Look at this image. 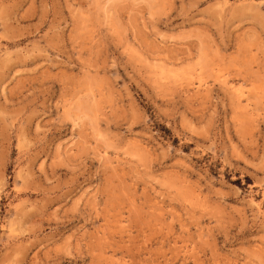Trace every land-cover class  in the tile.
<instances>
[{"label":"rangeland","instance_id":"rangeland-1","mask_svg":"<svg viewBox=\"0 0 264 264\" xmlns=\"http://www.w3.org/2000/svg\"><path fill=\"white\" fill-rule=\"evenodd\" d=\"M0 264H264V0H0Z\"/></svg>","mask_w":264,"mask_h":264},{"label":"trees","instance_id":"trees-1","mask_svg":"<svg viewBox=\"0 0 264 264\" xmlns=\"http://www.w3.org/2000/svg\"><path fill=\"white\" fill-rule=\"evenodd\" d=\"M229 180H230V178H228ZM249 179V178H248ZM234 184H236V185H238L239 187H242V184H241V179L240 178H238V179H236V180H233L232 181Z\"/></svg>","mask_w":264,"mask_h":264}]
</instances>
